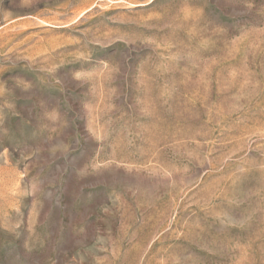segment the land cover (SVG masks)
Segmentation results:
<instances>
[{"label":"rangeland","instance_id":"1","mask_svg":"<svg viewBox=\"0 0 264 264\" xmlns=\"http://www.w3.org/2000/svg\"><path fill=\"white\" fill-rule=\"evenodd\" d=\"M0 264H264V0H0Z\"/></svg>","mask_w":264,"mask_h":264}]
</instances>
